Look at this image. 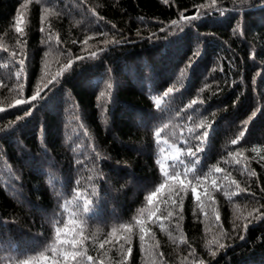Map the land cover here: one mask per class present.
<instances>
[{
  "label": "trees",
  "instance_id": "16d2710c",
  "mask_svg": "<svg viewBox=\"0 0 264 264\" xmlns=\"http://www.w3.org/2000/svg\"><path fill=\"white\" fill-rule=\"evenodd\" d=\"M208 5L0 0V264H264V0Z\"/></svg>",
  "mask_w": 264,
  "mask_h": 264
},
{
  "label": "snow or ice",
  "instance_id": "6c2138e0",
  "mask_svg": "<svg viewBox=\"0 0 264 264\" xmlns=\"http://www.w3.org/2000/svg\"><path fill=\"white\" fill-rule=\"evenodd\" d=\"M165 2H167V0H165ZM215 6H216V0H211V5H208V7H213V8H215ZM201 7H204V6L202 5ZM215 10L218 11L221 15H223L224 12L226 11V9H224V8H222V7L215 8ZM198 18H200V13H199V11H197V13H196L195 15L190 16V17H184V15L181 14V20H188V21H191V20H195V19H198ZM16 23L19 24V23H20V19H17ZM171 24H172V25H175V26H178V25H179V22L174 20V21L171 22ZM43 30H44V29H43V27H42V28H41V31H43ZM237 30H239V27H238L237 29H234V33H235ZM16 31H17V33H19V34H21V35H23V33H24L23 28H20V27H17V28H16ZM241 34H242V31H241ZM115 42H116V43H119V41H115ZM85 43H86V41H85ZM5 51H7V49H5ZM11 55H12L13 57H15L17 54H16L15 52H13V53H11ZM92 55L95 56V53H92ZM193 55L196 56V55H198V53L194 52ZM80 59H83V57H80ZM18 63L22 66V65L24 64V59H20V60L18 61ZM190 64H191V60L189 61V66H190ZM16 76L19 78V77H20V72H17V73H16ZM53 78H54V77H53ZM48 82L50 83L51 80H49ZM44 86L46 87L47 85L45 84ZM21 87H22V85H21ZM41 90H42L41 87H40V86H37L35 92H34L33 95L30 97V100H25V99H23V98H20V99H17V100L15 101V103H16L17 105H22V104L30 103V101H35V100L37 99V97L39 96ZM169 92H172V88H169V89L167 90V92L164 93V95L167 96ZM195 103H196V101L193 100V101H192V104H195ZM4 110H5L4 108L0 107V112H3ZM28 115H31V111H30V110H26V111H25V116H28ZM22 118H23V117H18V119H22ZM243 123H244V125H245V131H246V125H247L248 122H247V121H244ZM201 126L203 127L204 125L202 124ZM208 127H211V125L209 124ZM161 131H163V129H160L159 131L156 132V137H157V139H159V137H160V132H161ZM243 135H244V131H241L240 136L242 137ZM207 136H208V131L205 130L200 136H196V137H194V139H197V140H201V141H203V139L206 138ZM165 143H166V142H165ZM232 143H233V144H236V143H237V140H233ZM195 147L197 148V150H199V149L201 148V145H196ZM187 155H190V156H195V155H196V153L192 151L191 146L188 148ZM175 163H176V158L174 157V158H173V164H175ZM237 163H239V161H237ZM223 171H224V169H222V168H216V172H223ZM252 174L255 175L254 172H253ZM163 175H164L165 177H168L169 174H168L167 171H164V172H163ZM178 175H179V173H174L173 176H172L171 178L176 179V178L178 177ZM212 183L215 184V180H213ZM237 187H239V185H237ZM195 191H196V190L193 189V192H195ZM196 199H199V193H196ZM86 206H87V202H86ZM256 211L258 212L259 210L257 209ZM169 215H171V213H169ZM249 215H251V213H250ZM261 215H264V213H261ZM217 219H219V217H217ZM244 227H245V230H246V229H247V225H245ZM141 231L143 232V229H141ZM57 233H59V228H57ZM241 239H243V237H241ZM140 240H141V241L144 240V236H143V235L140 236ZM67 243H68L71 247H73V248H75V246H76V241H75V240L67 241ZM100 246L103 247V244H101ZM219 247H220V248H223V247H224V244H219ZM128 252H129V253L131 252V249H130V248L128 249ZM211 254H212V255H215V252H212ZM78 255H81V253H80V252H77V251H71V252H68V253L65 254L64 259L67 260V259L71 258V259L75 260L76 257H77ZM87 259H88L89 261H92L93 257H92V256H87ZM53 264H58V262H57L55 259H53Z\"/></svg>",
  "mask_w": 264,
  "mask_h": 264
}]
</instances>
